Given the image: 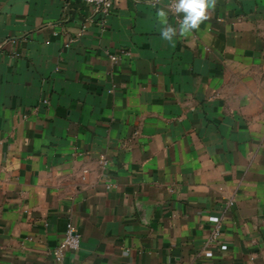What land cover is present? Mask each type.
<instances>
[{"label":"crops","instance_id":"0c3cea01","mask_svg":"<svg viewBox=\"0 0 264 264\" xmlns=\"http://www.w3.org/2000/svg\"><path fill=\"white\" fill-rule=\"evenodd\" d=\"M171 2L0 0V264H264V0Z\"/></svg>","mask_w":264,"mask_h":264},{"label":"clouds","instance_id":"9594fccd","mask_svg":"<svg viewBox=\"0 0 264 264\" xmlns=\"http://www.w3.org/2000/svg\"><path fill=\"white\" fill-rule=\"evenodd\" d=\"M156 3H160V0H156ZM215 4L216 0H172V3L168 5V11L178 17V28L169 24L167 11L163 7L159 8L157 16L163 25L162 37L172 41L177 34L185 37L194 30H198L200 24L209 18V9H214ZM181 14H183L182 18H179Z\"/></svg>","mask_w":264,"mask_h":264},{"label":"built area","instance_id":"2783aa9c","mask_svg":"<svg viewBox=\"0 0 264 264\" xmlns=\"http://www.w3.org/2000/svg\"><path fill=\"white\" fill-rule=\"evenodd\" d=\"M86 3L92 6V10L95 14L99 15L100 22L105 24L106 17L111 11L112 8V0H83ZM172 3V2H171ZM170 3V4H171ZM122 53H126V51H122ZM110 59L112 62H116L118 60L117 55H110ZM99 165L102 168L107 167L109 161L105 156H101L98 159ZM109 186H107L108 188ZM228 204H232L231 201ZM221 232L220 226L216 225L210 232V239L215 240L219 237ZM81 243V236L77 229L72 225L70 221H67L65 226L64 234L58 243V245L52 250V256L54 259V264H71L65 263V255L66 252H76Z\"/></svg>","mask_w":264,"mask_h":264}]
</instances>
